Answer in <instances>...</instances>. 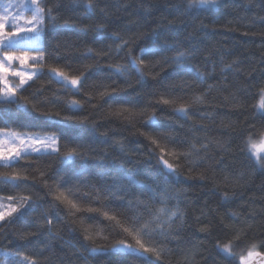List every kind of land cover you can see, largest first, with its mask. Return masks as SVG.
Here are the masks:
<instances>
[{"label":"snow or ice","instance_id":"snow-or-ice-1","mask_svg":"<svg viewBox=\"0 0 264 264\" xmlns=\"http://www.w3.org/2000/svg\"><path fill=\"white\" fill-rule=\"evenodd\" d=\"M76 3L82 4L87 14L99 9L105 17L111 15L107 8L99 7L101 0H76ZM223 3L224 0H182L174 8L180 16L195 17L218 11ZM60 5L61 0H8L0 5V137H4L0 139V162L6 167H19L12 175L0 176V255L6 258L0 264H65L69 254L57 252L56 242L62 247L70 244L72 255H120L129 264L170 261L174 250L169 245L184 242L187 209L193 203L187 189L175 186L185 170L187 179L210 181L216 191L228 186L239 188L244 179L243 172L238 175L223 169L216 172L210 164L200 171V165L215 160L213 152L232 151V137L210 136L209 125L202 122L212 121L213 113L192 111L193 106L208 104L213 90L230 87L227 73L240 71L237 66L241 61L233 59L226 63L215 48L209 49L208 56L220 55L223 67L220 81L207 83L215 67L205 73L194 65L193 57L199 51L194 46L183 48L179 42H161L154 30L150 44L140 47L137 54V42L143 34L137 32L125 38L117 31L99 37L110 40V44L100 48L84 46V59L77 66L71 61L60 66L64 45L63 42L53 45L49 33L61 28L97 33L105 29L103 24L80 27L72 17H63L57 11ZM261 5L264 6V0ZM175 23L173 19L162 26ZM201 27L207 26L201 23ZM53 47L55 51L51 50ZM121 55L124 62L117 59ZM158 55L161 59H154ZM105 59L108 73L92 79L89 73L94 68L100 69ZM260 59L264 61V55ZM167 67L174 72L164 90L153 87L148 92H136L130 99L123 98L135 84L149 77L159 82L160 73L156 69ZM45 76L49 84L60 87L46 94L48 90L41 84L30 97L26 95ZM118 81H123V85ZM206 83V89L196 91L194 85ZM248 89H254L247 93L253 101V116L246 117L238 126L237 147L252 170L264 172V80L235 86L223 100L233 107L244 108L247 102H241L238 96ZM140 100H144L143 107ZM100 101L107 105L106 111ZM86 105L93 109L99 106L105 118L136 129V134L148 142L146 151L137 146L143 159L133 160L128 167V159H109L107 149L95 147L92 140L97 130L95 122L77 114ZM165 108L170 112L165 113ZM194 115L199 116V121L193 119ZM164 120H192V124L182 137L174 129L163 127ZM141 121V128L148 130L136 127ZM85 123L92 124V133L85 134L79 127ZM227 126L237 127L232 121ZM111 131L114 129H106L101 135L108 138ZM110 139L111 146L127 154L123 138ZM49 157V164H39ZM89 160H99L101 166H90ZM21 161L26 164L20 165ZM52 164L58 166L55 174H50ZM142 166L156 170L151 182L140 178ZM33 183L42 185L44 196L34 191ZM235 197V191L223 190L220 203L230 204ZM254 203L253 200L248 205L246 215L240 211L244 203L229 209L227 216L236 223H225L221 216L224 235L217 237L215 247L226 264H264V238L249 236L256 217L264 216V208L252 206ZM212 213L216 209L200 210L195 217L198 232L212 234L211 220L204 223ZM260 228L264 225H259ZM71 234L76 236L75 243L65 239ZM179 250L177 264H199L196 259L199 244Z\"/></svg>","mask_w":264,"mask_h":264},{"label":"trees","instance_id":"trees-1","mask_svg":"<svg viewBox=\"0 0 264 264\" xmlns=\"http://www.w3.org/2000/svg\"><path fill=\"white\" fill-rule=\"evenodd\" d=\"M182 0H101L100 8H107L111 13L110 16L105 17L99 9L94 14H87L83 5L76 3V0H61L60 8L57 10L63 17H72V21L80 27L94 26L96 24H103L105 26L103 33H97L94 31H81L80 28L72 29H58L48 34V39L53 41V45L58 42H63L65 54L61 57L60 66L67 61H71L74 66H77L80 61L84 59L82 53L84 46H92L94 48H100L107 44H110V40L99 39L101 35L111 34L112 32L119 31L125 38L134 36L137 32L142 33L143 37L137 42V54L138 49L144 47L146 44H150L154 30L159 35L161 42L174 43L179 42L181 47L190 48L195 47L199 49L193 57L192 63L200 68L202 72H212L213 67L215 71L212 79L207 83H218L221 78L220 55L208 56V50L215 48L219 54L224 56L225 62H231L233 59H239L241 63L237 66L240 71L235 73H227L228 83L230 87L223 91L213 90L208 97L209 103L206 105L193 106V113L211 112L213 113L212 121H203L209 125V135L214 137H220L228 139L232 137V151L228 154H222L219 152H213L215 160L206 162L200 165V171L208 169L209 164L216 172H220L223 169L228 173L239 174L244 173V179L241 182V187L233 189L228 186L227 189L221 188L220 191H216L212 188L210 181H201L198 178L187 179V171L180 177V183L176 184V187L185 188L188 190V197L192 200V204L187 209V226L183 232L184 242L177 246L175 243L169 245L173 248V254L170 261L162 262V264H177L181 252L180 248H191L194 244H199L200 251L196 256L199 264H226L222 254L215 247L217 237H223L224 231L221 225V216L224 217L225 223H236L232 221L227 213L229 209L237 208V206L244 203V207L240 208L242 214H247V207L251 204V201H255L252 205L257 208H264V172L259 170H252L249 161H247L244 155L238 150L239 139V125L245 120L253 116V110L251 104L253 101L248 96V91H254V89H248L247 91H241L238 99L241 102H247L244 108L233 107L230 103H226L223 100L224 96H227L230 91L234 90L235 86L256 84L261 80H264V61H261L260 57L264 55V6L261 5V0H224L223 5L218 11H213L210 14H200L198 16H180L176 12L174 5L181 4ZM250 5V6H247ZM175 19L176 23L170 27H163L162 24H166L167 21ZM63 23V20L60 21ZM201 23L206 25V28L201 27ZM179 34V35H177ZM55 51L53 47L51 49ZM172 55V53H168ZM121 62H124V57L121 55L117 57ZM154 59H161V56H157ZM215 62V63H213ZM107 60L102 61L100 69H92L89 75L92 79H95L97 75H104L108 73V69L105 66ZM255 69V70H253ZM67 71V69H65ZM160 73L158 81H153L151 77L147 80L135 84V87L129 89L124 95V99H130L138 91L148 92L153 87L164 90L165 85L172 77L174 69L167 67L163 70L156 69ZM135 78V73H133ZM114 79H117L114 77ZM191 81V77H188ZM123 85V81H118ZM207 83L204 85H194L197 92H200L207 88ZM41 84L48 90L46 94H50L53 90L60 87L59 84L47 82L45 76L40 81H37L33 89L26 95L31 96V92L38 88ZM190 95V93H189ZM73 99H80L81 97H71ZM147 99V97H145ZM97 103V101H93ZM104 104L103 101L99 102ZM144 100H140V107H143ZM107 110V105L104 104V111ZM165 113L170 112V109L165 108ZM78 115L88 116L89 120L94 121L96 124V133L92 136L94 146L98 149H107L109 152V159L115 158L128 159V167L132 166V161L136 159H143V157L137 151V146H141L146 151L147 141L144 137L136 134V129L131 125H126L120 121L112 118H105L103 112L99 109H93L91 105H86L85 109ZM193 119L199 121V116L194 115ZM224 122L222 125L221 122ZM235 122L237 127H228V122ZM23 123V119L20 121ZM140 124H137V128H141ZM163 127L168 129H174L180 136L188 134V129L192 124V120H164ZM180 124L184 126L181 127ZM85 134L92 133V124L85 123L79 126ZM106 129H114L109 133V137L106 138L101 135ZM141 130H148L143 129ZM197 135H203L197 132ZM111 137L123 138L126 143L127 154L119 152L118 148L111 146ZM130 154V159L128 158ZM51 162V158H47L39 161V164L46 165ZM90 166L100 167L101 162L99 160H89ZM25 161H21L20 165H25ZM57 165L52 164L51 173L55 174ZM109 167H113L109 165ZM19 170L18 166L6 167L3 162H0V176L4 174L12 175ZM156 174L155 169H150L147 166H142L139 169V176L141 179H148L151 182V176ZM196 173L194 172V176ZM159 178V177H157ZM247 181V183H245ZM34 191L38 192L41 196H44L45 189L39 183H33ZM235 191L236 197L230 204L222 205L220 203L221 191ZM8 189H6V192ZM46 200H50V197H45ZM216 209V213L210 214L208 219L204 220V223H208L211 220L213 224V232L211 235L201 233L197 231L199 225L195 221V217L200 215V210ZM31 221H29V225ZM259 225H264V216H257L253 229L249 232V236H258L264 238V228L258 230ZM66 240L76 242L75 234L66 235ZM19 243V242H17ZM80 244H83L82 239ZM57 252L64 254L68 253L65 264H129V261L125 260L123 256L111 255L106 256L103 254L89 256L87 253L71 254V245H64L62 247L60 242H56L54 245ZM87 257V260H85ZM6 258L0 255V261H4Z\"/></svg>","mask_w":264,"mask_h":264},{"label":"rangeland","instance_id":"rangeland-1","mask_svg":"<svg viewBox=\"0 0 264 264\" xmlns=\"http://www.w3.org/2000/svg\"><path fill=\"white\" fill-rule=\"evenodd\" d=\"M24 2H27V0H24ZM8 0H0V5L7 4ZM0 139H4V137H0Z\"/></svg>","mask_w":264,"mask_h":264}]
</instances>
